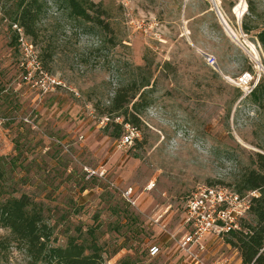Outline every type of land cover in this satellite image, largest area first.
Instances as JSON below:
<instances>
[{
  "label": "rangeland",
  "instance_id": "rangeland-1",
  "mask_svg": "<svg viewBox=\"0 0 264 264\" xmlns=\"http://www.w3.org/2000/svg\"><path fill=\"white\" fill-rule=\"evenodd\" d=\"M28 1L0 0V200L41 202L55 246L93 227L105 264H190L180 246L187 196L202 185L236 191L264 154V92L253 98L234 83L248 72L264 88V0H250L254 14L247 0H89L101 23L63 0H37L25 34L59 81L47 91L36 67L22 66L11 29ZM244 14L256 26L247 33ZM132 82L149 83V102L132 124L138 137L118 147L132 102L124 116L108 107ZM7 234L0 227V242ZM227 239H208L204 263L243 264ZM0 264L33 263L11 243L0 245Z\"/></svg>",
  "mask_w": 264,
  "mask_h": 264
},
{
  "label": "trees",
  "instance_id": "trees-1",
  "mask_svg": "<svg viewBox=\"0 0 264 264\" xmlns=\"http://www.w3.org/2000/svg\"><path fill=\"white\" fill-rule=\"evenodd\" d=\"M63 1L72 15L85 20H93L96 23L102 22L100 17H92L89 14L93 2L89 0ZM18 5L17 10L20 8L19 23L27 34H31L41 5L37 0H30L25 4L21 2ZM229 5L232 7L233 3L230 2ZM247 11L251 14L255 12L250 0H247ZM246 19L244 14L241 25L245 33L256 28ZM258 35L264 43V31H260ZM262 82L263 80L250 91L253 98L258 92H264ZM148 84L145 82L138 86L132 82L126 87L118 88L111 101V106L108 107V113L120 111L124 116L129 103L132 102L131 116L133 119L124 118L123 123L135 124L136 113L148 106L149 101L144 98L147 88H143ZM114 126L117 128L115 136H119L120 125L115 123ZM255 164V168H246L242 171L235 182L236 192L239 194L251 190L258 192V196L252 200L248 213V216L254 219V224L245 221V218L242 222V230L227 234L231 237L227 239V243L239 251L243 264H264V154H255ZM0 227L8 231L0 242L1 247L5 248L11 243L14 244L26 252L33 264H105L103 250L97 241L93 227H89L86 233L76 237L70 235L66 238L64 246L50 244L52 231L45 222L42 204L26 193L18 196L10 195L0 200Z\"/></svg>",
  "mask_w": 264,
  "mask_h": 264
},
{
  "label": "built area",
  "instance_id": "built-area-1",
  "mask_svg": "<svg viewBox=\"0 0 264 264\" xmlns=\"http://www.w3.org/2000/svg\"><path fill=\"white\" fill-rule=\"evenodd\" d=\"M11 29L22 54V66L36 67L35 72L41 79V87L47 88L46 91L50 86L59 84V81L40 68L35 47L28 40L23 27L14 21L11 22ZM208 60L210 64L215 63L212 57H208ZM44 79H47L45 83ZM234 83L244 87V91L250 93L256 86L257 80L252 74L245 72ZM137 137V128L125 123L124 130L118 139V147L130 145ZM257 196L256 190L239 194L222 185H202L187 196L181 219L183 235L180 246L189 256L190 264H206L202 257L207 250L208 239L242 230V222L248 216L253 198ZM149 251L152 255L158 250L153 246Z\"/></svg>",
  "mask_w": 264,
  "mask_h": 264
},
{
  "label": "water",
  "instance_id": "water-1",
  "mask_svg": "<svg viewBox=\"0 0 264 264\" xmlns=\"http://www.w3.org/2000/svg\"><path fill=\"white\" fill-rule=\"evenodd\" d=\"M212 4H213V8H214L215 11H216V14H217V17H218L219 22L224 26V28H225L226 31L229 33V35L231 36V38L237 41V39L235 38V36L233 35V33L230 32V30H229L227 24L225 23V21H224L222 15H221V13H220V11L218 10L216 4H215L214 2H212ZM258 65H259V64H258Z\"/></svg>",
  "mask_w": 264,
  "mask_h": 264
},
{
  "label": "bare ground",
  "instance_id": "bare-ground-1",
  "mask_svg": "<svg viewBox=\"0 0 264 264\" xmlns=\"http://www.w3.org/2000/svg\"><path fill=\"white\" fill-rule=\"evenodd\" d=\"M235 7V6H234ZM235 9V8H234ZM256 59V58H255ZM257 60V59H256Z\"/></svg>",
  "mask_w": 264,
  "mask_h": 264
}]
</instances>
